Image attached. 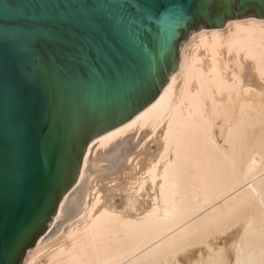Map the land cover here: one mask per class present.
Listing matches in <instances>:
<instances>
[{"label":"bare ground","instance_id":"1","mask_svg":"<svg viewBox=\"0 0 264 264\" xmlns=\"http://www.w3.org/2000/svg\"><path fill=\"white\" fill-rule=\"evenodd\" d=\"M23 264H264V19L200 29L92 139Z\"/></svg>","mask_w":264,"mask_h":264},{"label":"water","instance_id":"2","mask_svg":"<svg viewBox=\"0 0 264 264\" xmlns=\"http://www.w3.org/2000/svg\"><path fill=\"white\" fill-rule=\"evenodd\" d=\"M184 0H0V39L12 44L13 31L21 20L76 17L100 13L111 7L119 15L118 4L129 3L130 13L137 4L154 9L150 21L134 33L106 27L115 57H96L90 64L79 62L45 66L27 56L20 57L29 71L46 89L55 128L50 141L51 179L40 180L38 215L26 214L11 223L0 242L11 245L9 260L23 264L28 251L45 232L64 193L75 183L89 142L131 119L153 102L168 77L177 70L181 46L200 29H219L227 21L248 17L261 19L251 11L243 15L233 9L211 24L203 20L185 23L177 9ZM47 131V129H44ZM41 131L33 129L30 166L39 170Z\"/></svg>","mask_w":264,"mask_h":264},{"label":"snow or ice","instance_id":"3","mask_svg":"<svg viewBox=\"0 0 264 264\" xmlns=\"http://www.w3.org/2000/svg\"><path fill=\"white\" fill-rule=\"evenodd\" d=\"M137 6L130 13L131 4H118L119 15L110 7L71 18H29L13 31L12 44L0 39V241L20 216L39 214L38 182L51 179L50 141L55 128L49 95L31 72L23 70L20 57L45 66L74 61L90 64L98 56L113 58L115 51L105 39L106 27L138 31L153 17L154 9L148 4ZM173 8L185 23L203 20L211 24L231 16L234 8L237 14L251 11L264 19V0H184ZM34 127L41 131L39 170L29 163ZM10 250L11 245L0 242V264H15V258L9 260Z\"/></svg>","mask_w":264,"mask_h":264},{"label":"rangeland","instance_id":"4","mask_svg":"<svg viewBox=\"0 0 264 264\" xmlns=\"http://www.w3.org/2000/svg\"><path fill=\"white\" fill-rule=\"evenodd\" d=\"M245 19V18H244ZM198 32V31H197ZM196 33V32H195Z\"/></svg>","mask_w":264,"mask_h":264}]
</instances>
